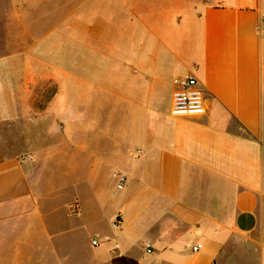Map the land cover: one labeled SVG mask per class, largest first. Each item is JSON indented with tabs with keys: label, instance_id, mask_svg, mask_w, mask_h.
Instances as JSON below:
<instances>
[{
	"label": "crops",
	"instance_id": "1",
	"mask_svg": "<svg viewBox=\"0 0 264 264\" xmlns=\"http://www.w3.org/2000/svg\"><path fill=\"white\" fill-rule=\"evenodd\" d=\"M7 1L0 264H264V0Z\"/></svg>",
	"mask_w": 264,
	"mask_h": 264
},
{
	"label": "built area",
	"instance_id": "2",
	"mask_svg": "<svg viewBox=\"0 0 264 264\" xmlns=\"http://www.w3.org/2000/svg\"><path fill=\"white\" fill-rule=\"evenodd\" d=\"M262 31H264V21ZM205 92L199 81L194 76H186L176 83L171 98V112L174 116L183 117L189 115L202 114L206 110ZM118 188L122 189L126 182V176L123 173L117 175ZM99 241H91L93 247H98ZM194 251L198 247L193 248ZM148 253H151L150 246H146Z\"/></svg>",
	"mask_w": 264,
	"mask_h": 264
},
{
	"label": "rangeland",
	"instance_id": "3",
	"mask_svg": "<svg viewBox=\"0 0 264 264\" xmlns=\"http://www.w3.org/2000/svg\"><path fill=\"white\" fill-rule=\"evenodd\" d=\"M9 10H10V3L7 0L0 2V56L6 55L12 51L8 49V47L11 45L10 35H7L6 33L3 32L5 29V24H7L8 21L6 19V14L9 12ZM50 91H53L52 86L50 88ZM170 106H171V102L167 95L164 98H161L159 102V108H161L162 111L168 110ZM113 188L114 187L112 186L111 183L109 188L108 187L106 188L109 197H113V196L115 197V195H119V192L117 190H114ZM90 197L91 195L87 194V191H85L83 194L84 201H86V198H90ZM112 210H110L109 208V210L101 211V213H99L100 214L99 219H94V221H89L88 223H86L85 230L80 232L84 235L83 237H86L89 234H93L96 236L109 234V231H111L109 227L110 219H108L107 215L105 214L106 212H111ZM75 233H79V232H75Z\"/></svg>",
	"mask_w": 264,
	"mask_h": 264
}]
</instances>
